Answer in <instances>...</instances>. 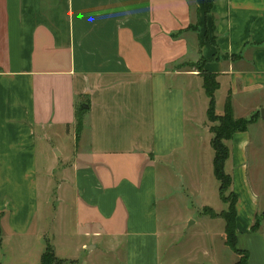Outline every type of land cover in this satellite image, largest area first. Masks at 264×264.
<instances>
[{"label": "crops", "instance_id": "1", "mask_svg": "<svg viewBox=\"0 0 264 264\" xmlns=\"http://www.w3.org/2000/svg\"><path fill=\"white\" fill-rule=\"evenodd\" d=\"M202 8L0 0V264H39L47 242L67 264H160L161 236L172 232L160 231L158 197L176 178L203 196V178L214 177L199 60L218 83L217 115L228 96L234 118L258 114L225 142L236 232L240 218L251 230L259 197L246 163L254 137L264 149V0Z\"/></svg>", "mask_w": 264, "mask_h": 264}, {"label": "rangeland", "instance_id": "2", "mask_svg": "<svg viewBox=\"0 0 264 264\" xmlns=\"http://www.w3.org/2000/svg\"><path fill=\"white\" fill-rule=\"evenodd\" d=\"M194 67L200 73L203 72V60L197 61ZM208 126L212 129L218 126V122H209ZM251 133L256 135L257 131L253 129ZM70 143L69 138H64L60 145L69 150ZM209 150L211 152V149ZM262 151L264 152V149L258 146L256 137H254L253 144L249 148L246 167L248 166L249 189L259 197L255 211L258 228L256 231L250 230L246 220L240 218L237 232V247L248 251V264H264V153ZM226 170L229 172L227 168ZM174 172L178 174L177 167ZM203 187L206 194L199 197L192 194L185 179L176 178L174 185L169 189V194H160L158 197L156 209L159 211L160 231L170 227L172 232L171 241L164 242L165 239L161 236L160 264L235 263L237 256L224 245L223 220L199 215L201 205L209 206L217 215L220 211L227 209L226 204L221 202L218 197L219 184L210 174L208 178H203ZM185 206L186 208H184ZM189 223L191 225L188 226ZM109 261L111 260L102 257V264H107Z\"/></svg>", "mask_w": 264, "mask_h": 264}, {"label": "trees", "instance_id": "3", "mask_svg": "<svg viewBox=\"0 0 264 264\" xmlns=\"http://www.w3.org/2000/svg\"><path fill=\"white\" fill-rule=\"evenodd\" d=\"M203 13L210 12L213 0H202ZM200 73V72H199ZM203 79V89L209 99V105L207 109V119L209 122H218V126L210 129L212 138L210 140L211 148L214 152L213 157V174L216 181L219 184V197L223 203L227 205V209L222 211L218 215L211 209H204L203 214L211 218L219 217L224 222V245L231 250L237 259L234 264H248L249 253L246 250L239 249L237 247V232H236V203L237 197L231 191L232 179L224 172V163L229 156V150L225 142L229 141L234 134L245 132L249 125L254 123L258 114H253L249 118H234L233 109L228 96L225 100L224 110L222 115L215 113V91L218 88L216 77L205 71L200 73ZM79 109L75 118L77 131L81 129L82 116ZM258 228V222L253 224L251 230L256 231ZM39 264H67L66 261H62L56 258L53 248L49 242L46 243L45 250L41 256Z\"/></svg>", "mask_w": 264, "mask_h": 264}, {"label": "water", "instance_id": "4", "mask_svg": "<svg viewBox=\"0 0 264 264\" xmlns=\"http://www.w3.org/2000/svg\"><path fill=\"white\" fill-rule=\"evenodd\" d=\"M260 114H261V116H263L264 115V111L262 110ZM189 225H191V223H189L188 226Z\"/></svg>", "mask_w": 264, "mask_h": 264}]
</instances>
